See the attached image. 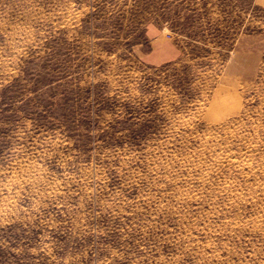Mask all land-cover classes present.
I'll use <instances>...</instances> for the list:
<instances>
[{
  "label": "rangeland",
  "instance_id": "obj_1",
  "mask_svg": "<svg viewBox=\"0 0 264 264\" xmlns=\"http://www.w3.org/2000/svg\"><path fill=\"white\" fill-rule=\"evenodd\" d=\"M0 264H264V6L0 0Z\"/></svg>",
  "mask_w": 264,
  "mask_h": 264
},
{
  "label": "crops",
  "instance_id": "obj_2",
  "mask_svg": "<svg viewBox=\"0 0 264 264\" xmlns=\"http://www.w3.org/2000/svg\"><path fill=\"white\" fill-rule=\"evenodd\" d=\"M252 2L258 6H264V0H252Z\"/></svg>",
  "mask_w": 264,
  "mask_h": 264
}]
</instances>
